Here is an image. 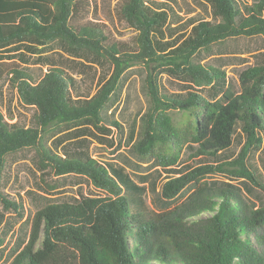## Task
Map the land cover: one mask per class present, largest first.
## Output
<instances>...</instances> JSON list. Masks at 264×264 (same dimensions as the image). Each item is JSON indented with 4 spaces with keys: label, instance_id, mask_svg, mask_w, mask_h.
<instances>
[{
    "label": "trees",
    "instance_id": "1",
    "mask_svg": "<svg viewBox=\"0 0 264 264\" xmlns=\"http://www.w3.org/2000/svg\"><path fill=\"white\" fill-rule=\"evenodd\" d=\"M206 1L220 20H200L181 46L164 52L152 34L164 14L149 13L146 0H125L120 7L121 18L136 31L135 49L124 51L107 42L101 29L70 23L75 0H0V49L58 41L70 53L92 54L112 68L96 92L82 100L72 98L74 78L59 66L49 67L37 82L26 70H10L8 80L19 99L35 108V126L9 123L0 111V181L8 154L33 149L41 169L84 176L104 192L36 210L28 239L10 264H264V203L252 207L233 188L206 179L210 174L242 179L264 194V181L249 161L253 151L264 150V64L242 70L235 92L224 85V70L194 59L229 38H264V0L248 4L244 12L236 0ZM134 64L146 69L149 107L132 149L176 174L161 185L164 200L194 187L186 200L157 213L137 208L123 181L94 157L83 151L61 156L44 141L61 127L99 126L122 74ZM163 74L186 78L196 88H214L221 96L166 94ZM237 125L244 142L234 158L176 169L184 148L191 151L189 158L223 156ZM261 162L264 168V158ZM0 202L22 217L21 202L1 190Z\"/></svg>",
    "mask_w": 264,
    "mask_h": 264
},
{
    "label": "rangeland",
    "instance_id": "2",
    "mask_svg": "<svg viewBox=\"0 0 264 264\" xmlns=\"http://www.w3.org/2000/svg\"><path fill=\"white\" fill-rule=\"evenodd\" d=\"M125 0H75L76 11L70 23L75 26H94L102 30L107 42L115 43L121 51L135 49L136 31L120 16V7ZM237 6H245L256 0H236ZM149 13L164 14L153 36L158 50L167 52L181 46L192 35L193 26L200 20L218 22L211 5L206 0H146ZM2 74L0 77V111L9 123L23 127L35 126V108L24 104L16 89L10 85V70L19 68L28 71L39 81L51 66H59L74 78L70 89L72 98L82 100L92 96L111 73V65L89 53H70L58 41L43 46L19 44L0 49ZM195 61L221 68L225 83L235 92L239 91V74L249 66L264 64V38L262 36L229 38L213 45L208 51H200ZM146 69L134 64L122 74L117 89L112 93L103 110L99 126L83 123L61 127L45 136V143L61 156L72 152H86L123 182L124 190L137 200V208L161 212L186 200L194 187L185 189L173 201L160 195L161 185L176 174L160 168L152 158H141L133 149L141 136V123L149 107L145 86ZM162 91L166 94L185 95L197 91L210 100L221 96L211 87L196 88L186 78L160 76ZM244 142L237 125L233 143L223 156L218 158H189L191 152L184 148L176 169L183 172L199 163H214L221 159L234 158ZM264 158L262 148L253 151L250 163L264 181ZM211 185L229 186L239 193L250 206L264 203V194L242 179H231L222 174L206 177ZM0 190L8 198L21 202L22 217L0 202V264H10L28 239L31 220L36 210L48 203L77 202L85 196H101L84 176L55 175L49 169H41L33 149H24L6 156L5 168L0 181Z\"/></svg>",
    "mask_w": 264,
    "mask_h": 264
}]
</instances>
